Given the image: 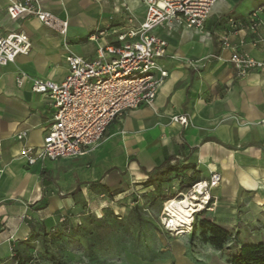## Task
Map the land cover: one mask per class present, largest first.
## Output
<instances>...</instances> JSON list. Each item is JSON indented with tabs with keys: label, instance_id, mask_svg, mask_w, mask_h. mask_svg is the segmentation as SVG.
I'll return each instance as SVG.
<instances>
[{
	"label": "crops",
	"instance_id": "1",
	"mask_svg": "<svg viewBox=\"0 0 264 264\" xmlns=\"http://www.w3.org/2000/svg\"><path fill=\"white\" fill-rule=\"evenodd\" d=\"M12 1L17 0H0V28L25 32L33 46L0 66V264H17L20 245L36 242L63 214L103 208L106 194H123L130 181L143 182L168 162L183 168L172 175L190 177L197 167L194 177L201 181L219 172L213 191L225 201L241 193H260L264 200V68L240 75L230 61L233 48L221 42L229 36L240 51L264 60V48L252 46L246 27L233 32L229 21L247 23L264 0H218L203 29L156 28L168 44L159 61L168 76L154 103L114 120L86 154L34 164L20 156L21 149L43 143L53 109L32 90V79L61 82L69 72L68 49L95 58L100 47L120 44L119 35L145 19L147 6L143 0H42L47 10L69 20L63 36L36 17L12 20ZM184 114L188 124L175 119Z\"/></svg>",
	"mask_w": 264,
	"mask_h": 264
},
{
	"label": "built area",
	"instance_id": "2",
	"mask_svg": "<svg viewBox=\"0 0 264 264\" xmlns=\"http://www.w3.org/2000/svg\"><path fill=\"white\" fill-rule=\"evenodd\" d=\"M143 1L147 6L145 19L127 33L120 34V44L100 47L98 55L92 59L68 49L66 59L69 72L64 80L32 79V90L48 98L53 109V123L41 145H26L21 149L20 156L29 164L40 159L56 160L84 155L100 143L114 120L130 109L152 105L168 76V71L159 62L166 56L168 44L155 33V29H203L218 0ZM7 12L12 20L36 17L63 36L68 33L69 20L47 10L42 0L12 1ZM263 13L264 7L253 10L247 23L229 18L232 31L238 32L246 27L252 46L264 48ZM129 20L134 21L135 18ZM96 38V34H91L90 39ZM221 42L224 48H233L230 61L240 75L264 68V60L240 51L229 36H224ZM245 43L244 38L240 40L241 45ZM32 46V40L25 32H3L0 28V66L13 62L21 54H29ZM186 62L194 65L189 59ZM24 81V76L18 79L20 85ZM175 119L183 124L189 122L187 114ZM220 180L219 172L211 173L205 189L207 199L203 200L204 208L211 206V189Z\"/></svg>",
	"mask_w": 264,
	"mask_h": 264
},
{
	"label": "rangeland",
	"instance_id": "3",
	"mask_svg": "<svg viewBox=\"0 0 264 264\" xmlns=\"http://www.w3.org/2000/svg\"><path fill=\"white\" fill-rule=\"evenodd\" d=\"M146 181H130L121 195L106 194L103 208L83 206L63 214L36 242L20 245L27 264H230L241 245L264 241L260 193H241L229 202L212 188L211 206L174 229L164 223L166 203L191 193L198 183L185 174L172 175L160 187ZM206 218L228 229L223 249L210 242L212 229L202 226Z\"/></svg>",
	"mask_w": 264,
	"mask_h": 264
},
{
	"label": "trees",
	"instance_id": "4",
	"mask_svg": "<svg viewBox=\"0 0 264 264\" xmlns=\"http://www.w3.org/2000/svg\"><path fill=\"white\" fill-rule=\"evenodd\" d=\"M184 169H187V168H184ZM182 171H183V168L177 166V164L171 165L169 162L162 164L161 166L155 168L150 173L146 181V185L150 186V185L156 184L157 187H160L162 182L170 180L171 178L170 175H172L173 172L177 173V172H182ZM195 173L189 177L191 180L195 181L193 185L201 182V180H196V178L194 177ZM181 184H182V181H180V185ZM181 191H186V190H179V193ZM202 226L204 228L211 227L213 235L210 238V242L217 248L223 249L224 242H225V236H226L228 229L223 227L220 224H217L211 221L208 218L204 220V222L202 223ZM14 257L16 259L17 264H27V261H26L27 255L25 251L21 249H17L15 251ZM230 264H264V241H261L255 244L241 245L237 253L233 257V259L230 261Z\"/></svg>",
	"mask_w": 264,
	"mask_h": 264
},
{
	"label": "bare ground",
	"instance_id": "5",
	"mask_svg": "<svg viewBox=\"0 0 264 264\" xmlns=\"http://www.w3.org/2000/svg\"><path fill=\"white\" fill-rule=\"evenodd\" d=\"M207 185V181H201L191 193L185 194L180 199H170L165 205L166 217L164 223L174 229L182 228L187 223V218L191 217L194 212L204 208L203 200L207 199V195H205Z\"/></svg>",
	"mask_w": 264,
	"mask_h": 264
}]
</instances>
